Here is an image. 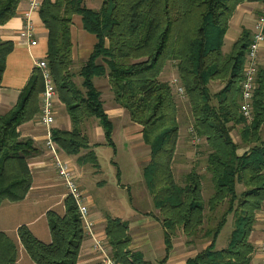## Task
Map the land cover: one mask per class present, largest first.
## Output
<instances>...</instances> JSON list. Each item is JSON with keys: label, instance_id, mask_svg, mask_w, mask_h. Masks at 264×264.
<instances>
[{"label": "trees", "instance_id": "16d2710c", "mask_svg": "<svg viewBox=\"0 0 264 264\" xmlns=\"http://www.w3.org/2000/svg\"><path fill=\"white\" fill-rule=\"evenodd\" d=\"M23 0H0V26L16 14ZM243 2L264 0H103L99 9L85 0H42L39 14L48 30L47 61L55 80L58 98L71 120L70 130L53 127L52 136L68 156L79 164L98 165V157L82 131L87 118H96L105 132L106 144L116 152L114 124L95 86V77L107 76L115 102L125 108L133 122L143 126L150 161L143 168L145 184L159 211L165 236L166 264L178 230L191 238L212 221L225 205L218 221L204 230L210 244L187 264H250L254 247L249 240L257 214L264 204V49L251 101V117L242 111V85L252 33L244 30L229 51L224 50L229 24ZM81 15L84 28L97 37L81 67V86L73 73L71 26ZM12 41L0 40V88ZM172 64V65H171ZM167 65L178 73L193 116L196 135L205 141L206 174L211 191L204 199L207 175L196 166L176 179L173 164L180 135L178 104L173 85L161 79ZM223 84L212 93L210 83ZM42 76L32 75L17 104L0 115V205L26 198L33 185L29 159L38 151L31 139H21L18 128L39 115ZM239 129L241 142L232 138ZM83 150L87 154L81 156ZM121 176L117 169L118 179ZM244 186L239 193L237 184ZM206 188V187H205ZM65 212H47L51 242L36 237L30 228H18L20 242L35 264H78L87 236L78 207L71 196L64 200ZM233 214L228 245L218 250L216 241ZM179 231V232H180ZM177 232V233H176ZM106 240L119 264H153L131 249L129 222L107 216ZM0 264H19L17 244L0 230ZM93 264H102L98 261Z\"/></svg>", "mask_w": 264, "mask_h": 264}, {"label": "crops", "instance_id": "0c3cea01", "mask_svg": "<svg viewBox=\"0 0 264 264\" xmlns=\"http://www.w3.org/2000/svg\"><path fill=\"white\" fill-rule=\"evenodd\" d=\"M102 1L103 0H85V4L89 8L99 9L101 7ZM258 5H259L258 2H243L237 7L234 15L230 20L229 29H228L229 31L231 26H234L235 28L236 33H234V37L231 38V41H233V43L239 39V37L241 36L244 30H248L252 33V29H253L252 12L258 7ZM27 7H28V0H23L19 4L17 14L6 24L0 26V40L12 41L14 44L13 50L7 56L6 67L1 82L0 115L7 114L19 101L23 90L25 89L32 75L36 71L34 65V58L47 57L48 30L42 22L39 11L33 15V19L35 21V26H36L35 36L37 38L38 44L36 46H30L29 41L21 36V30L25 22L23 13L27 9ZM71 35L73 42V50H72L73 68H75L74 70H77L76 74L78 75L81 70V67L88 61L94 49V46L97 42V37L94 34L88 32L84 28L82 16L78 14L74 15L73 17V24L71 26ZM166 69L167 72L165 71ZM165 70L161 74L162 80H165L166 76H168V79H170L169 77L170 75H173L174 77L175 73L177 72L175 69L171 68L170 65H167L165 67ZM93 82L95 86L101 91V100L103 102L104 108L107 114L109 115V118L114 124V131H113L114 143L116 137L121 139L125 138V140L128 143H130L131 147L138 146L139 147L138 149L141 151V153L137 149V151H134L135 154L134 156L135 158L139 159L138 162L140 163L139 171H142L144 166L150 161V150L149 149L148 151L146 150L147 145L145 144L142 133L143 126L133 122L130 118L128 111L115 102L114 94L113 91L111 90V86L109 84L107 76L95 77ZM215 82L218 81H213L210 83L211 92H212V85ZM106 99L109 103L108 105H106L107 103ZM40 109H41V101H40ZM178 120L180 123V110L178 113ZM54 127L67 129V130H70L72 127L71 120L66 112L65 106L60 102L59 98H58L56 122L54 124ZM94 127L95 130H93L88 135L87 134L86 135L89 136L88 138L90 140L91 145H96L93 148L94 152H96L97 148L103 146H109V145L106 144L105 132L103 127L99 124L98 120L95 122ZM181 128L182 126L180 125V134H181ZM18 131L21 139H31L33 141V145L35 146L38 152L29 159V166L31 168L32 173L33 171H37V173L41 174V172L44 171L46 165L44 158L45 156H47L44 127L39 124L38 118L36 117L33 120L20 125ZM231 134L233 140L240 145V148L238 150L239 154L244 153L248 149V147L242 144L240 134L238 135L239 137H237V139L234 138L233 132ZM179 139H180V135H179ZM117 151H118V147L116 145V152L113 149V153L115 154L117 153ZM146 156L148 157L147 160H146ZM70 157L73 161V156ZM140 161H143L144 163H141ZM75 169L78 178L81 180V178H83L82 171H84V169L79 167L78 170L77 167H75ZM61 185H62V189L57 190L56 187H53L54 185L49 183V181L42 180L40 185H37V183L33 182V185L29 193L27 194L26 199H34L37 201H39L40 198L45 199L46 203L48 204H46L45 209L42 212V215L44 216L49 210H54L56 204H58V202L60 201V198H63L65 200L66 189L62 184V182ZM118 185L123 186L121 185V181H118ZM239 185L242 184L240 183L237 184V191ZM145 188L146 190L141 191V193L139 194L144 200H146L147 206L150 207H147L142 210L134 209V207H132V209H130V211L127 212L126 214L122 213L115 217L121 218L122 220L129 222V234L132 237V244L130 246L131 249L133 251L141 252L144 255L145 259L152 262L153 264H158L159 261L164 259L166 255L164 229L160 223L161 217L159 215V211L156 210L154 207L152 195L149 192L147 186ZM243 190H244V186L242 191ZM128 191L131 196L130 188H128ZM242 191L240 192L238 191V192L241 193ZM130 202L131 204L134 203L132 196L130 197ZM9 203H14V202L5 201L0 205V212L2 211L4 213V217L0 218V220L4 219L2 221L3 223L0 222V230L4 231L17 244L19 264H22L21 258L23 259L25 264H35L32 261V259L29 257V255L27 254L26 250L24 249L23 245L20 242V238L18 235V228L20 225H22V223L16 222L13 225V228L8 227V225L12 223V219H7V216L5 217V213L9 212L7 209L8 208L7 204ZM88 203H89L91 216L97 222V231L106 237L105 226H106L107 216H112V215L109 214V212L107 211H98L96 206H94L93 199L90 197H88ZM64 210H65V204H64ZM64 212L65 211L59 214H64ZM9 220L10 222H7ZM25 224L30 228L33 234L36 237H38L41 241L45 243L51 242V233H50L48 220L45 225V228L41 230L36 228L32 229L31 224L30 225L28 223ZM12 233L14 236H11ZM262 236L264 237V204L262 210L257 214V222L251 234V238H254L255 242L258 243L259 241H261ZM175 237L173 238V248L167 257L166 264H187L189 259L197 255L198 250H196V248H194L193 245L188 243L186 237L180 238V240H178V243L175 244ZM229 240L228 242H226L227 244L225 243L220 246L218 244L219 241V236H218L215 248L217 247L216 249L218 250L225 248L228 245ZM91 244L92 242L90 239H86L84 241L79 255L78 264H93L99 261L98 256L91 250ZM207 246H209V244L206 245L205 248ZM258 261L259 263L260 261L262 262V257L259 252L255 253L251 264H259Z\"/></svg>", "mask_w": 264, "mask_h": 264}, {"label": "rangeland", "instance_id": "374dc122", "mask_svg": "<svg viewBox=\"0 0 264 264\" xmlns=\"http://www.w3.org/2000/svg\"><path fill=\"white\" fill-rule=\"evenodd\" d=\"M260 6L261 4L259 3L258 7L252 12L253 26L259 14ZM234 33H236L235 28L234 26H231L225 39V45H224L225 51H229L231 49V45L233 44L231 38L234 37ZM171 65L170 67L172 68ZM74 69L75 68H73L72 71L73 73L76 74L77 70ZM165 71L167 72V69ZM78 75L76 74L75 81L79 84V86H81L83 78L80 75L79 76ZM176 76H178L177 72L175 73L174 77L173 75H170L169 76L170 79H168V76H166L165 80L171 82L172 84V80ZM221 85H223L221 82L219 81L215 82L212 85V92L213 93L217 92L222 87ZM173 88H174V96L176 97L177 104L180 110V123H181L180 125L182 126L180 139L178 140V144H177V152L173 164V170L177 181L181 183L184 178V175L188 173L195 164L203 174H206L205 156L207 154V149H206L205 141L203 139H201L199 143H193L192 133H191V129L193 128V118L191 115L190 105L186 99H181L179 97V95L177 94V89L176 87H174V85ZM106 102H107L106 105H108L109 103L107 99ZM96 121L97 120L94 117L85 119L82 124V131L88 135L90 132L95 130L94 126ZM232 132L234 138L237 139V137H239L238 136L239 129H235ZM115 143L118 147V151L115 154L113 153V149L110 146H103L96 149L95 153L98 157L97 159L98 165H94L93 163H88L86 164V166L85 165L81 166L79 164L78 156H73V162L75 164V167H77V170L78 167L84 169V171H82L83 178H81V180L79 179V181L82 189L84 190L86 197L87 198L90 197L93 199L94 206H96L98 211H107L109 212V214H111L114 217L122 213L126 214L127 212L130 211V209H132V207H134V209H139V210L150 207L147 206L146 200H144L139 194L141 193V191L146 190L145 188L146 184L143 177V170L139 171L140 169V165H139L140 163H138L139 159L135 158L134 156L135 155L134 151H137L139 147L138 146L131 147L130 143H128L125 140V138L121 139L116 137ZM148 149L149 146H146L147 151ZM138 151L141 153L139 149ZM87 153L88 150H83L81 152V156ZM147 158L148 157L146 156V160ZM44 161L46 165L44 171L41 172V174L37 173V171H33V182L37 183V185H40L42 180H46L49 181L50 184L54 185L53 187H56L57 190H61L62 189L61 181L56 174V171L52 164V160L50 159V157L45 156ZM140 162L144 163L143 161ZM117 169H120L121 172V176L119 179L117 177ZM206 175H207V179L204 181L206 188L203 187V194L205 200L209 198L210 193H212L211 191L212 184L210 181V175L209 174ZM118 181H121V185L123 186L118 185ZM128 188H130L131 196L133 198L134 203L132 204L130 202L131 196L129 194ZM242 189L243 186L239 185L238 191L240 192L242 191ZM65 197H68L67 193ZM60 201L58 202V204H56L54 208V211H56L57 213H63V211H65L64 199L60 198ZM46 204L48 203H46L45 199L42 198H40L39 201L25 198L21 201L7 204L8 207L7 209L9 212L5 213V217L7 216V219H12V223L9 224L8 227L13 228V225L16 222H21L22 225H26L25 223H28L29 225L31 224L32 229L36 228L41 230L45 228L48 218H47V213L43 216L42 212L45 209ZM225 209H226L225 205L221 206L218 209V212L216 216L212 219V221L211 220L206 221L203 230L200 231L196 236L191 238L190 244L193 245L194 248L198 250V252L202 251V249L205 248L206 245L210 244L211 238L204 235V230L207 229V227L213 226L218 221L221 213ZM1 217H4V213L2 211L0 212V218ZM3 220L4 219H1L0 222L3 223L2 222ZM7 222H10V220ZM233 222H234V216L233 214H230L228 216V222L226 223V225L224 226V228L222 229L219 235L218 244L220 246L228 242L231 231L233 229ZM179 231L180 230H178V233L176 232L177 235L175 237V244L178 243V240H180V238L185 237L182 231L180 232ZM11 236H14L13 233L11 234ZM263 238L264 237L262 236L261 241L257 243L255 242L254 238H251V236L249 237V240L254 247L252 253V259L255 253L259 252L258 248L260 247V243L263 241ZM21 260H22V264H25L22 258ZM195 264H201V263L199 262ZM259 264H263V262L260 261Z\"/></svg>", "mask_w": 264, "mask_h": 264}, {"label": "built area", "instance_id": "2783aa9c", "mask_svg": "<svg viewBox=\"0 0 264 264\" xmlns=\"http://www.w3.org/2000/svg\"><path fill=\"white\" fill-rule=\"evenodd\" d=\"M42 0H28V7L24 11V26L21 36L29 41L30 46L38 44L35 36L36 26L33 15L39 11ZM252 39L248 49L245 62V78L242 85V111L245 116L251 117V101L256 87V76L260 65L261 53L264 49V3L261 4L259 14L252 29ZM36 70L42 76L43 90L40 94L41 109L37 116L38 122L45 129V141L47 156L52 160L56 174L66 189L68 196H71L77 207L82 220L86 239H90L91 250L98 256L102 264H119L113 258L111 248L106 237L97 231V222L92 218L84 190L81 187L76 174L75 164L59 147L52 136V130L56 122L58 109V91L52 71L46 57L34 58ZM172 84L177 89L181 99H186V92L179 78H174ZM193 143H199L200 138L196 135L194 128L191 129ZM259 252L264 264V238L260 243Z\"/></svg>", "mask_w": 264, "mask_h": 264}]
</instances>
